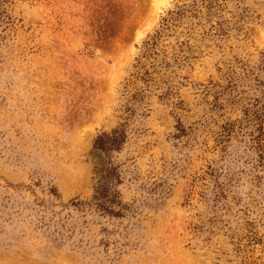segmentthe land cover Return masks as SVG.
Listing matches in <instances>:
<instances>
[{"label":"rangeland","instance_id":"obj_1","mask_svg":"<svg viewBox=\"0 0 264 264\" xmlns=\"http://www.w3.org/2000/svg\"><path fill=\"white\" fill-rule=\"evenodd\" d=\"M261 155L264 0H2L0 264H264Z\"/></svg>","mask_w":264,"mask_h":264},{"label":"trees","instance_id":"obj_2","mask_svg":"<svg viewBox=\"0 0 264 264\" xmlns=\"http://www.w3.org/2000/svg\"><path fill=\"white\" fill-rule=\"evenodd\" d=\"M2 0H0L1 6ZM168 27V22L166 24ZM161 33H158L157 37L153 39L152 45L156 44L157 38ZM127 138L126 126H121L113 130L111 133H104L100 135L95 142V155H104V159H98L96 162V187L95 195L91 201L88 202H72V206L83 211L87 207H93L102 215H108L110 217H121L124 206L119 200L118 186L121 182L118 168L114 167L110 161V154L121 148ZM264 159V155H261ZM39 206L43 207L42 220L45 225L54 230L59 236H63L62 231L68 229L70 234L75 228L69 229L67 226L71 224L70 214L60 217V212L54 210L55 204H46L45 202L39 203ZM70 237V236H68Z\"/></svg>","mask_w":264,"mask_h":264}]
</instances>
